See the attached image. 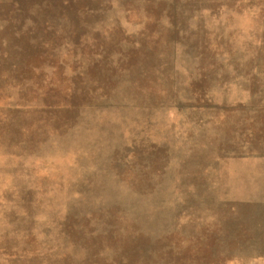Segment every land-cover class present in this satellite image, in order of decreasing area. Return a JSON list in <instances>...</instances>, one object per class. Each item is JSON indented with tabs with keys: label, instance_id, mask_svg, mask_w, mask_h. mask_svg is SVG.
<instances>
[{
	"label": "rangeland",
	"instance_id": "1",
	"mask_svg": "<svg viewBox=\"0 0 264 264\" xmlns=\"http://www.w3.org/2000/svg\"><path fill=\"white\" fill-rule=\"evenodd\" d=\"M0 264H264V0H0Z\"/></svg>",
	"mask_w": 264,
	"mask_h": 264
},
{
	"label": "bare ground",
	"instance_id": "2",
	"mask_svg": "<svg viewBox=\"0 0 264 264\" xmlns=\"http://www.w3.org/2000/svg\"><path fill=\"white\" fill-rule=\"evenodd\" d=\"M10 190L16 191L14 187H11ZM19 196V193L14 192V197L17 198Z\"/></svg>",
	"mask_w": 264,
	"mask_h": 264
}]
</instances>
